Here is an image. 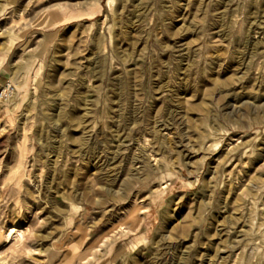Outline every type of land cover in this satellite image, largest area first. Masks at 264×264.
Returning a JSON list of instances; mask_svg holds the SVG:
<instances>
[{"label": "rangeland", "instance_id": "374dc122", "mask_svg": "<svg viewBox=\"0 0 264 264\" xmlns=\"http://www.w3.org/2000/svg\"><path fill=\"white\" fill-rule=\"evenodd\" d=\"M0 264H264V0H0Z\"/></svg>", "mask_w": 264, "mask_h": 264}, {"label": "bare ground", "instance_id": "6f19581e", "mask_svg": "<svg viewBox=\"0 0 264 264\" xmlns=\"http://www.w3.org/2000/svg\"><path fill=\"white\" fill-rule=\"evenodd\" d=\"M15 233H19L18 231H16L15 229H13V228H11V229H9V232H8V234H7V237L9 238V237H12Z\"/></svg>", "mask_w": 264, "mask_h": 264}]
</instances>
